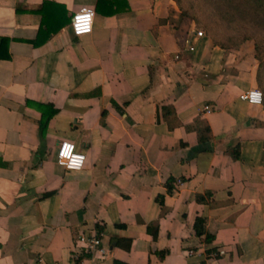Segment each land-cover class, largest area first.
Returning a JSON list of instances; mask_svg holds the SVG:
<instances>
[{
	"label": "crops",
	"instance_id": "0c3cea01",
	"mask_svg": "<svg viewBox=\"0 0 264 264\" xmlns=\"http://www.w3.org/2000/svg\"><path fill=\"white\" fill-rule=\"evenodd\" d=\"M83 6L92 28L74 35ZM43 19L63 25L33 45ZM181 20L174 0H0V264H75L77 234L97 230L103 251L80 264H264V107L240 97L257 87L254 41L221 48L191 24L179 42ZM26 99L57 108L44 137ZM195 117L210 140L184 126ZM61 139L80 169L57 163Z\"/></svg>",
	"mask_w": 264,
	"mask_h": 264
},
{
	"label": "trees",
	"instance_id": "16d2710c",
	"mask_svg": "<svg viewBox=\"0 0 264 264\" xmlns=\"http://www.w3.org/2000/svg\"><path fill=\"white\" fill-rule=\"evenodd\" d=\"M181 11L182 20L176 27L177 41H182V31H187L192 24L194 31L202 30L212 41L221 48H239L246 39L254 41V56L257 59L256 83L261 90V103L264 107V0H174ZM63 23H50L44 19L41 21L36 37L31 39L33 45H39L49 36L59 30ZM9 38L0 36V58H9ZM25 103L33 105L41 112L38 120L39 135L45 136L47 125L51 116L57 111L52 102H37L26 99ZM163 116L167 119L168 125L172 128L181 124L177 118L172 105L162 106ZM187 130H194L197 133L198 142L210 140L211 132L206 119L195 117L192 122L184 124ZM232 153L238 157V149L234 147ZM168 192H172V185L167 182ZM208 194V193H206ZM195 199L205 201V193L197 192ZM158 201H163L160 195ZM204 218L197 216L194 221V230L197 235L203 234ZM147 231L155 238L158 233L156 226L147 225ZM213 234L207 233L205 240L210 241ZM118 242V239L115 240ZM211 249V248H210ZM167 250H161L164 254ZM75 264H80L79 259H74ZM117 264H127L116 261Z\"/></svg>",
	"mask_w": 264,
	"mask_h": 264
},
{
	"label": "built area",
	"instance_id": "2783aa9c",
	"mask_svg": "<svg viewBox=\"0 0 264 264\" xmlns=\"http://www.w3.org/2000/svg\"><path fill=\"white\" fill-rule=\"evenodd\" d=\"M94 15V9L90 6L80 7L72 14L70 28L74 35H81L88 33L92 28V20ZM197 36H204L202 30L194 31ZM190 49H194V45L189 46ZM240 97L246 99L251 103L261 102L262 93L258 87H252L242 93ZM205 110H209V105H204ZM56 161L58 164L63 165L66 169H80L85 162V154L76 150L74 143L68 139H61L58 143L56 151ZM177 182H180L178 179ZM96 251L102 252L101 248V231L97 230L93 233H86L81 231L77 234L75 244L72 249L73 259H79L84 255L95 254ZM222 249H210L208 251L209 256H217L222 253Z\"/></svg>",
	"mask_w": 264,
	"mask_h": 264
}]
</instances>
